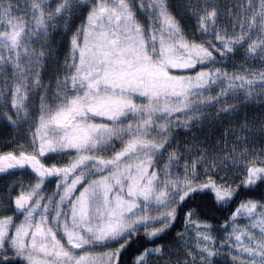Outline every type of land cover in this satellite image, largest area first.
<instances>
[{"label": "snow or ice", "instance_id": "obj_1", "mask_svg": "<svg viewBox=\"0 0 264 264\" xmlns=\"http://www.w3.org/2000/svg\"><path fill=\"white\" fill-rule=\"evenodd\" d=\"M249 103L219 141L178 143ZM0 119L28 130L0 174L31 177L0 196V264H264V193L232 210L264 189V0H0Z\"/></svg>", "mask_w": 264, "mask_h": 264}, {"label": "rangeland", "instance_id": "obj_2", "mask_svg": "<svg viewBox=\"0 0 264 264\" xmlns=\"http://www.w3.org/2000/svg\"><path fill=\"white\" fill-rule=\"evenodd\" d=\"M50 3H52L53 5L55 4L56 0H49ZM237 58V57H236ZM235 64V62L232 63L231 69H229L228 71H232L233 70V65ZM238 65V64H236ZM218 90V89H217ZM30 107L32 108L33 112L36 111L37 107H38V98H33ZM216 109H208L207 110V114L205 116V118L203 119V121L195 128H193L191 130L190 133H186L183 135H179L178 136V143L183 145L185 143H189L191 141L198 140L201 143L204 142H208V143H212L215 141H219L222 137V135L225 133L226 130L223 129V126L225 124V121L228 123V125H230V121L229 118L226 120L222 119V116H224L225 114H221L219 116L215 115ZM3 120L0 119V136L2 137H9V136H16L18 138V140L20 142H24L28 139V136L26 135L27 133V128H21L18 132L16 131H8L5 130L2 126H3ZM235 126H232L231 128H234ZM228 128V129H231ZM8 133V134H4L3 132ZM223 133V134H221ZM218 134H220L218 136ZM250 141H255L254 144L250 143L249 147H254L255 149L259 150L262 145H264V140H262L261 135L259 133V131H254L251 135H250ZM232 137H229V140H231ZM222 175V173H221ZM229 178L230 179H239L240 177L238 176L237 173L235 172H229ZM16 180H23L25 186H27L29 180L26 179L24 176H15L14 177V181ZM9 183L11 184L12 182H8L5 181V183L2 184V186L0 187V196H3L5 190H6V186L9 185ZM1 184V181H0ZM54 187V184H50L47 186V188L50 190ZM240 220H244V222L246 223L247 221L245 220V218L240 217ZM215 236H217V238H219L220 236L223 235V232L218 233L215 232L214 233ZM142 236V234H141ZM96 251H102V249H96ZM216 263L219 262L220 264H231V258L230 256H228L225 253H221L219 254L216 258H215Z\"/></svg>", "mask_w": 264, "mask_h": 264}, {"label": "trees", "instance_id": "obj_3", "mask_svg": "<svg viewBox=\"0 0 264 264\" xmlns=\"http://www.w3.org/2000/svg\"><path fill=\"white\" fill-rule=\"evenodd\" d=\"M173 2L174 3H178L179 0H173ZM219 2L223 4V3H226L227 0H219ZM184 22H185L186 25H188V27L190 29L193 21L188 20L187 18H185ZM75 24H77V25L79 24V19L78 18L75 20ZM50 39H51V41H53V47L55 49H57L62 54L63 53V49H64V41H65V37L63 36V34H53L50 37ZM233 62H235V64H240L242 62V60H241V58L239 56H237V58L234 61L230 62L227 65V69L228 70L231 69V66H232ZM251 63H254L256 66H259L260 62L259 61H254V62H251ZM49 74H50V70L46 71L44 73L45 82H47V78H48ZM260 109H261V106L258 105V104H254V103H249L247 105L241 104L239 106V111L235 115H233V116H226V115L222 116V119L226 120V118L227 119L229 118V121H230V125H228V123L225 121L223 129L224 130H228V128H231L232 126H236V125L242 123L244 121L245 117H247V119L250 120V121L253 120L254 118H257L260 115ZM2 127L5 130H8L9 132L10 131H14L12 128L8 127L4 122H3V126ZM3 133L4 134H8V133H5V132H3ZM221 134H223V133H221ZM219 135L220 134H218V136ZM3 136H5V135H3ZM3 136L2 137L0 136V149H2L4 147V145L7 143L6 137H3ZM17 175L18 176L19 175L20 176H24L28 180H30V178H31L27 173H23L20 170H18L16 175H14V176L0 174V181H1L0 187L7 180H8V182H13L14 181V177L17 176ZM262 193H264V189H257L255 191V193H253L251 195H248V196L241 195L237 199V201L232 205V210L234 211L235 207L238 206L239 200H242V199L260 200ZM228 215H230V212L227 209L218 208V210H216L215 212H208L207 215L202 214L201 218L202 219H208L209 222L213 225L214 228H218L223 223L224 217L228 216ZM176 231H183L182 222H180V221L176 222L175 229L172 231V233L168 237L165 238V241L172 240L175 237V232ZM217 232L221 233L222 231H217ZM135 247H138V245H134V249H135ZM124 260L126 261V264H127V262L130 260V253L125 255ZM216 264H220V263L217 262Z\"/></svg>", "mask_w": 264, "mask_h": 264}]
</instances>
